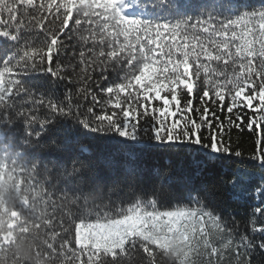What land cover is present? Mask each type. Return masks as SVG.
I'll list each match as a JSON object with an SVG mask.
<instances>
[{
  "label": "snow or ice",
  "instance_id": "1",
  "mask_svg": "<svg viewBox=\"0 0 264 264\" xmlns=\"http://www.w3.org/2000/svg\"><path fill=\"white\" fill-rule=\"evenodd\" d=\"M233 130L261 133L247 159ZM155 146L191 149L195 171L143 172ZM257 197L241 231L229 202ZM257 248L264 0H0V264H253Z\"/></svg>",
  "mask_w": 264,
  "mask_h": 264
},
{
  "label": "trees",
  "instance_id": "2",
  "mask_svg": "<svg viewBox=\"0 0 264 264\" xmlns=\"http://www.w3.org/2000/svg\"><path fill=\"white\" fill-rule=\"evenodd\" d=\"M253 4L256 6H259L261 3V0H251ZM61 62L67 67L69 64H75V59L72 58V48L69 47L67 55H63L61 57ZM67 74L72 75V69L70 67L67 68ZM47 79V78H45ZM99 79V75L96 74L94 77V80ZM92 88L95 92L99 93V89L96 88L95 82L92 83ZM58 91L62 94L67 87H72L73 91H75V85H67L66 82L61 83L57 82ZM195 103V101H194ZM235 111V110H234ZM251 115L250 110H245ZM180 113L177 114V117L173 119L180 118ZM227 127V124H226ZM261 133L258 132L257 136H253L248 132V130H245L244 133L238 134L237 130H233L232 134V142L233 146L236 145V143H239V146L244 153L245 159H247L248 156H250L255 151V144L254 140L259 138V135ZM239 135V139H238ZM194 159H199V156L192 152L191 149H187L185 151H179L175 149H168L160 146L152 147L146 151H144L142 154H140L139 159L137 160L138 165L140 166V169L145 172H152L155 173L157 171H176V172H189L192 173L195 170L192 167V163ZM249 164L256 163L255 161H249ZM254 172H256L255 177L253 178V182L256 185H259L261 183L260 180V170L259 168L250 169ZM227 169H223L219 166H217L214 171L211 173L205 169L203 174L198 177V181H205V182H219L222 178L225 177V172ZM116 197L113 196V199ZM260 202V198L257 197L252 200H243V201H230L228 208L231 212V217L229 219H234L236 224L238 225L239 229L241 231H244L246 228L247 220L249 213L251 212V209L255 206H258ZM92 201L89 202V207H91ZM257 239L260 238V235L257 234ZM252 260L253 264H264V252H262L260 249H256L252 254Z\"/></svg>",
  "mask_w": 264,
  "mask_h": 264
},
{
  "label": "clouds",
  "instance_id": "3",
  "mask_svg": "<svg viewBox=\"0 0 264 264\" xmlns=\"http://www.w3.org/2000/svg\"><path fill=\"white\" fill-rule=\"evenodd\" d=\"M25 254H27V251L25 252Z\"/></svg>",
  "mask_w": 264,
  "mask_h": 264
}]
</instances>
